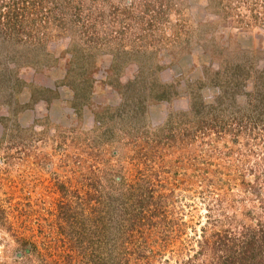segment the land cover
I'll return each instance as SVG.
<instances>
[{"label": "rangeland", "instance_id": "1", "mask_svg": "<svg viewBox=\"0 0 264 264\" xmlns=\"http://www.w3.org/2000/svg\"><path fill=\"white\" fill-rule=\"evenodd\" d=\"M88 8L87 33L0 45V264L33 244L68 252L63 206L100 215L99 198L141 176L173 222L153 264L200 263L203 228L264 217V0ZM118 207L102 215L127 217Z\"/></svg>", "mask_w": 264, "mask_h": 264}, {"label": "trees", "instance_id": "2", "mask_svg": "<svg viewBox=\"0 0 264 264\" xmlns=\"http://www.w3.org/2000/svg\"><path fill=\"white\" fill-rule=\"evenodd\" d=\"M89 1L96 0H0V45L26 44L34 47L43 45L51 35L73 32V29L87 33L88 25L96 21L91 17ZM159 19L153 15L148 23L157 24ZM78 58L75 55L72 60ZM75 89L77 99L78 86ZM164 95L161 92L155 97L163 98ZM209 108L213 110L215 106L210 105ZM194 133H197L196 129ZM114 185L118 188L114 196L106 193L95 204L101 208L100 215L93 210L85 218H70L64 204L60 212L61 224L67 232H64L62 240L68 244V252L57 253L51 246L42 251L33 244L28 254L16 258L14 262L142 264L143 261V264H153L157 258L165 257L163 255L173 239L168 236L173 222L167 220L165 202L153 201L154 187L149 178L141 176L130 183L122 179ZM118 206L127 217L117 214L118 220H113L102 215L113 214ZM206 230L202 229V237L198 241L200 249L196 253V256L201 255L202 262L199 263L193 256L180 264H264V217L256 219L252 226H238L236 231L218 230L206 236ZM152 232H157L155 238ZM163 262L167 264L169 260Z\"/></svg>", "mask_w": 264, "mask_h": 264}, {"label": "water", "instance_id": "3", "mask_svg": "<svg viewBox=\"0 0 264 264\" xmlns=\"http://www.w3.org/2000/svg\"><path fill=\"white\" fill-rule=\"evenodd\" d=\"M25 253H29V250L26 249V250H25ZM17 255H18V257H19L21 254H17Z\"/></svg>", "mask_w": 264, "mask_h": 264}]
</instances>
